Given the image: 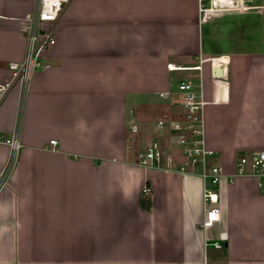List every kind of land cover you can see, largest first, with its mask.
I'll return each mask as SVG.
<instances>
[{
	"label": "crops",
	"instance_id": "obj_1",
	"mask_svg": "<svg viewBox=\"0 0 264 264\" xmlns=\"http://www.w3.org/2000/svg\"><path fill=\"white\" fill-rule=\"evenodd\" d=\"M33 9L0 0V83L25 57L21 19ZM204 26L198 0L65 4L49 66L0 106V133L19 143H0V264H264V171L239 168L264 151V38L215 58ZM187 79L208 101L203 140L222 170L209 228L200 169L176 150L172 164L138 163L154 141L170 149L174 133L158 123L178 118Z\"/></svg>",
	"mask_w": 264,
	"mask_h": 264
},
{
	"label": "built area",
	"instance_id": "obj_2",
	"mask_svg": "<svg viewBox=\"0 0 264 264\" xmlns=\"http://www.w3.org/2000/svg\"><path fill=\"white\" fill-rule=\"evenodd\" d=\"M17 1L31 2L34 9L21 19L27 42L26 54L23 61L9 64L11 76L7 81L0 83V106L16 86H26L36 71L49 66L46 62L48 53L57 43L55 26L65 4L69 2V0ZM241 1L243 2V0H198L200 20L205 22L217 13L228 12L232 10L234 2L240 4ZM229 6L231 7L229 8ZM219 65L221 63L217 66ZM169 68L174 69L172 65ZM177 90L179 98L175 104L180 109L178 118L165 119L158 123L160 129L167 128L174 133L171 137L170 149L164 148L159 141H154L138 154V163L143 166H148L152 162L160 164L162 161L172 164L174 162L173 150L178 151L186 159L185 164L187 165L202 163L203 177L208 180V185H210V187H204L203 191L205 212L203 228H209L221 220V209L218 206V186L222 170L218 167L207 170V159L215 155L213 150L206 147L203 140L204 110L208 101L202 87L194 80L187 79L180 82ZM169 96L170 93L162 94L164 98H169ZM130 130L138 131L135 125L130 126ZM0 143L10 146L14 152L19 148L16 137L5 138L1 133ZM57 145V141H50L51 150H56ZM246 166L264 171V151L243 157L239 164L240 172ZM143 193L150 194V189L144 188ZM213 246L216 249L223 248L222 244L218 242Z\"/></svg>",
	"mask_w": 264,
	"mask_h": 264
},
{
	"label": "rangeland",
	"instance_id": "obj_3",
	"mask_svg": "<svg viewBox=\"0 0 264 264\" xmlns=\"http://www.w3.org/2000/svg\"><path fill=\"white\" fill-rule=\"evenodd\" d=\"M244 3L246 6L244 10H237L240 8L239 2H234L231 8L233 10L217 13L209 20L202 22L203 25H205V49L209 54H213L215 58L227 53L257 50L256 42L263 40L264 0H249L248 2L245 0ZM230 7L231 6H229V8ZM243 23L246 24V27H249V29L247 28L245 30L243 28ZM253 36L254 38L256 37V39H254ZM249 38H253V40H249ZM168 134L170 133H167V135ZM166 137H162V142H167ZM150 141L149 139V143ZM189 167L200 169L202 174L204 172L202 163L195 165L190 164ZM207 167L208 171L213 167L211 157L207 159ZM208 187H210V185H208Z\"/></svg>",
	"mask_w": 264,
	"mask_h": 264
},
{
	"label": "trees",
	"instance_id": "obj_4",
	"mask_svg": "<svg viewBox=\"0 0 264 264\" xmlns=\"http://www.w3.org/2000/svg\"><path fill=\"white\" fill-rule=\"evenodd\" d=\"M249 1V0H248ZM247 0H246V2H248ZM248 6V5H247ZM243 28L246 30L247 28L249 29V27H246V24H244L243 23ZM258 30V29H257ZM253 38H254V36H253ZM253 38H249V40H253ZM254 39H256V37L254 38ZM257 44H256V47H257V50L259 49V46L263 43V40H260V41H257L256 42ZM254 46V45H253ZM255 47V46H254ZM255 51V50H254ZM141 203H142V205H143V207H144V209H146V210H149L150 208H151V206H152V200H151V196H150V194H147V195H144V196H142L141 197Z\"/></svg>",
	"mask_w": 264,
	"mask_h": 264
},
{
	"label": "water",
	"instance_id": "obj_5",
	"mask_svg": "<svg viewBox=\"0 0 264 264\" xmlns=\"http://www.w3.org/2000/svg\"><path fill=\"white\" fill-rule=\"evenodd\" d=\"M224 75L225 74H224L223 66L219 65L218 67L215 68V70H214V76L215 77H218V76L223 77Z\"/></svg>",
	"mask_w": 264,
	"mask_h": 264
}]
</instances>
